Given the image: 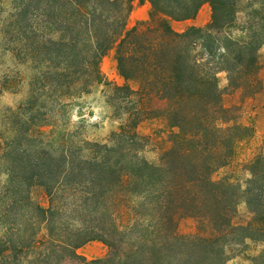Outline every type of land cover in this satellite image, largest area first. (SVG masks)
<instances>
[{
	"label": "trees",
	"instance_id": "trees-1",
	"mask_svg": "<svg viewBox=\"0 0 264 264\" xmlns=\"http://www.w3.org/2000/svg\"><path fill=\"white\" fill-rule=\"evenodd\" d=\"M150 20L126 29L133 0H12L4 19L5 46L36 70L28 95L6 108L0 135V264H226L234 230L264 240V138L238 192L212 172L233 156L248 128L222 102L217 72L228 86L258 83L257 51L264 44V0H247L244 34L229 31L242 0H147ZM212 8L207 27L174 31L170 20ZM251 17H254L251 19ZM115 50L117 69L132 85L109 89L114 113L127 118L107 142L74 139L50 118L74 94L105 82L101 58ZM162 116L169 146L157 162L142 154L137 126ZM40 188L44 201L32 197ZM241 198L250 220L234 225ZM129 219L118 224L117 215ZM208 229L180 234L179 220ZM99 240L105 256L76 252ZM252 264H264V250Z\"/></svg>",
	"mask_w": 264,
	"mask_h": 264
},
{
	"label": "rangeland",
	"instance_id": "rangeland-1",
	"mask_svg": "<svg viewBox=\"0 0 264 264\" xmlns=\"http://www.w3.org/2000/svg\"><path fill=\"white\" fill-rule=\"evenodd\" d=\"M247 0L238 5L237 20L229 31L232 36L240 37L244 34L241 25L248 20ZM150 3L147 0H133L131 10L126 21V29L148 22L150 20ZM12 10V0H0V135H7L9 121L6 108H15L25 100L29 91V82L36 70L28 62H20L11 50L5 46L2 25L4 19ZM212 8L209 3H203L195 16L183 20H170L174 31L183 32L189 26L207 27L211 22ZM254 17H251L253 19ZM259 70L258 83L252 89L232 88L228 86L227 73L217 72L218 85L222 91V102L229 108V115L234 116V122L248 128V135L236 145L231 159L223 166L217 167L211 174L215 181L228 179L238 192L244 190L250 177L249 166L259 153L264 138V44L257 51ZM100 70L108 86L94 83L89 92L74 94L66 101L67 106L52 116L46 131L56 134L58 124L62 130L74 134V139L107 142L112 132L119 129L126 115L118 117L110 103L109 89L115 85L133 84L126 81L117 69L114 48L109 50L100 60ZM169 127L162 116L148 118L137 126V132L143 136L144 143L141 154L150 162H157L161 152L169 146ZM8 136V135H7ZM32 197L40 202L44 201L43 191L40 188L32 190ZM244 201L239 198L235 213L232 217L234 225H244L250 220ZM129 219L127 211L117 215L118 224H125ZM208 227L196 218L184 216L179 220L178 232L190 234L204 232ZM244 230H234L233 236L224 244L226 264H252L253 260L264 250V240L244 238ZM76 252L86 259L105 256L108 247L99 240H91L76 249Z\"/></svg>",
	"mask_w": 264,
	"mask_h": 264
}]
</instances>
